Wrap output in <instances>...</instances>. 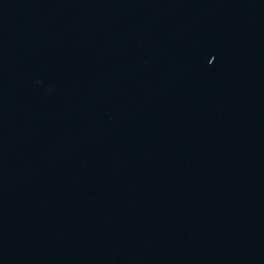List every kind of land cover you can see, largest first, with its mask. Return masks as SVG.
Instances as JSON below:
<instances>
[{"label": "water", "instance_id": "95a60500", "mask_svg": "<svg viewBox=\"0 0 264 264\" xmlns=\"http://www.w3.org/2000/svg\"><path fill=\"white\" fill-rule=\"evenodd\" d=\"M0 264H264V0H0Z\"/></svg>", "mask_w": 264, "mask_h": 264}]
</instances>
